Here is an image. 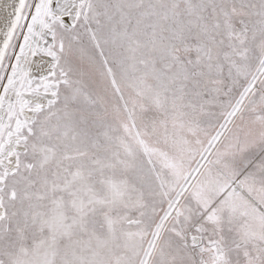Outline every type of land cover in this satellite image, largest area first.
I'll return each instance as SVG.
<instances>
[{
    "label": "snow or ice",
    "instance_id": "snow-or-ice-1",
    "mask_svg": "<svg viewBox=\"0 0 264 264\" xmlns=\"http://www.w3.org/2000/svg\"><path fill=\"white\" fill-rule=\"evenodd\" d=\"M0 264H264V0H0Z\"/></svg>",
    "mask_w": 264,
    "mask_h": 264
}]
</instances>
